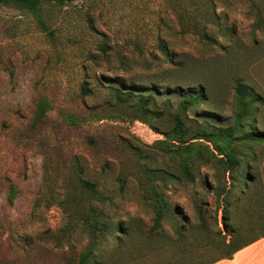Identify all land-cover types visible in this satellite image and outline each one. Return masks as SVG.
Here are the masks:
<instances>
[{
    "label": "rangeland",
    "instance_id": "rangeland-1",
    "mask_svg": "<svg viewBox=\"0 0 264 264\" xmlns=\"http://www.w3.org/2000/svg\"><path fill=\"white\" fill-rule=\"evenodd\" d=\"M216 16L234 34L207 23ZM194 20L209 25L216 44L188 30ZM259 21L264 0H45L38 15L2 5L0 264H212L225 256L221 244L189 247L201 233L173 242L167 220L153 233L155 202L165 199L198 232L204 220L225 234L219 203L246 181L244 167L224 164L232 151L257 160L251 186L264 198V142L243 139L264 134ZM238 82L261 102L237 135L215 137L212 130L236 124ZM189 87L208 100L184 107ZM118 88L138 96L123 102ZM150 94L147 112L139 104ZM247 211H228L230 225L248 230L239 243L264 232V224L245 227Z\"/></svg>",
    "mask_w": 264,
    "mask_h": 264
},
{
    "label": "trees",
    "instance_id": "trees-1",
    "mask_svg": "<svg viewBox=\"0 0 264 264\" xmlns=\"http://www.w3.org/2000/svg\"><path fill=\"white\" fill-rule=\"evenodd\" d=\"M45 0H0V7L2 5H14L22 10L29 11L35 15H38L40 13L42 4ZM76 0H57V2L61 5H64L67 2H73ZM217 19V20H216ZM208 24L213 25L215 27H218L219 30L222 31H231V34H234V29L226 28L217 16L214 18H210L207 21ZM208 24H202L201 22L197 21H191L188 25V30L192 32L195 35H198L199 38L203 41L208 42L209 44H216V39L212 35V31L210 30V27ZM258 31L264 32V26L262 25V22H258ZM163 51V57L165 60H170L172 63V55L169 54V52L166 50L165 47L161 46ZM178 89H175L174 92H177ZM83 94L84 95H90L92 92L91 90L86 86V84L83 86ZM126 94V99H123L122 96ZM117 98L123 102H130L136 93H133L131 91L128 92H121V90L118 88L116 90ZM141 96V94H139ZM183 96L184 100L182 102L184 107L190 106H197L205 101L208 100L207 95L202 87H189L184 94H181ZM142 98V97H141ZM153 101V95L150 94L147 99L141 100L139 104L140 109L147 108ZM235 102H236V124L233 127H230L228 129L224 128H217L212 130V135H215V137L218 138H232L235 135H237L243 124L246 121L247 116L251 115L253 108L255 107L257 102H261V97L257 94L253 93V90L242 85L238 82L237 87L235 89ZM38 110L40 111L39 115H45V111H47L44 108V103L41 102V104L38 107ZM147 112H151L149 109H145ZM209 135L207 131L204 130V137ZM245 141H251L254 143L264 142V134H258L255 132L249 131L246 133L243 137ZM224 164L228 167L229 170H235L240 165L244 167L246 172H239V176L244 177L246 180L243 184V187L245 191H241L238 189H235L234 193L228 195L222 202L219 203V209H221L223 213V223H224V229L225 234H222L220 231L217 235L214 232L207 230L205 225H203V221H200V228L203 229V231L198 232L199 227H194L191 224V220L189 217H187L185 214L176 215V209L172 207L170 203H168L165 199L160 198L157 196L156 199V219H155V225L153 227V233H156L160 230H163V220H167L170 225L173 227V233H174V241L176 243L180 242L181 240H184L186 237L185 235H194L196 233H201L202 241L194 240L195 237H192L194 239L193 242L189 243V247H192L193 250L196 248L195 244H199L198 247H201L202 244L205 246L211 245L212 246H219L221 244V247L224 248L223 252H225V256L221 258H231L236 252L244 248L245 246L251 244L252 242L264 237V232L258 234L255 239H252L250 241L239 243L235 239L237 237H240L243 231L245 230H236L232 225L229 223L228 218V211L229 209H241L245 208L248 209L247 211V218H246V225L245 227L252 228L259 227L264 224V198L263 196H260V193L253 192L252 186H251V180L253 178L251 168L254 166L251 162L256 163L257 160L254 157L245 156V159L243 161H239V158L237 157L236 153L234 151L231 152L230 155L227 156V160H223ZM249 170V171H247ZM187 174L190 175V172L188 168L186 169ZM250 172V173H249ZM84 186L93 188L92 185L89 183H84ZM200 217L202 218L203 215L200 214ZM180 219L183 220V224H180ZM216 225H218L217 219L215 220ZM204 227V228H203ZM197 228V229H196ZM246 228V229H248ZM248 231V230H245ZM122 232V231H121ZM230 237V242H227V237ZM219 240V241H217ZM218 242V243H215ZM215 243V244H214ZM214 263V262H213Z\"/></svg>",
    "mask_w": 264,
    "mask_h": 264
},
{
    "label": "crops",
    "instance_id": "crops-1",
    "mask_svg": "<svg viewBox=\"0 0 264 264\" xmlns=\"http://www.w3.org/2000/svg\"><path fill=\"white\" fill-rule=\"evenodd\" d=\"M212 264H264V237L245 246L231 258H219Z\"/></svg>",
    "mask_w": 264,
    "mask_h": 264
}]
</instances>
